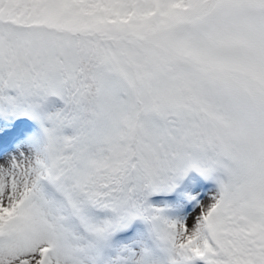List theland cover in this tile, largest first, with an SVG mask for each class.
<instances>
[{
	"label": "snow or ice",
	"instance_id": "obj_1",
	"mask_svg": "<svg viewBox=\"0 0 264 264\" xmlns=\"http://www.w3.org/2000/svg\"><path fill=\"white\" fill-rule=\"evenodd\" d=\"M0 264H264V0H0Z\"/></svg>",
	"mask_w": 264,
	"mask_h": 264
}]
</instances>
